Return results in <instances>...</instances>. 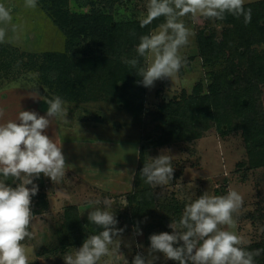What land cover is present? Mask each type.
Wrapping results in <instances>:
<instances>
[{"label":"rangeland","instance_id":"rangeland-1","mask_svg":"<svg viewBox=\"0 0 264 264\" xmlns=\"http://www.w3.org/2000/svg\"><path fill=\"white\" fill-rule=\"evenodd\" d=\"M263 1L245 0L244 5ZM47 3L49 0H37V7L32 9L25 6V0H0L12 17L10 23H0V27L6 29L5 40L0 43V109L4 112L0 123L15 120L20 111H35L42 116L47 113L48 105L44 101L50 98L40 93L39 96L32 95L39 87H43L40 70L43 61L37 58L48 52H67L65 37L53 24L45 8ZM147 3L148 0H70L69 7L74 14H111L117 23L124 25L141 21L146 16ZM182 19L195 33L190 43L181 49L185 64L172 80H158L154 87L146 88L145 108L154 113L163 104L182 102L184 92L192 96L196 86L202 84V116L199 126L191 131L190 142L147 152L148 161L149 157L158 156L162 150H169L174 157L172 166L175 170L169 184L152 186L158 214L144 224L157 223L159 229H156L155 234H159L166 222L165 218L160 222V218L165 215L166 209L163 208L168 207L170 221L167 227L171 233L169 225L172 222L179 223L187 203L206 191L210 195L221 196L229 190H235L242 196L243 202L234 214L235 224L227 230L243 237L241 246L246 250H260V255L255 256L254 261L255 264H264V148L249 149L246 146L240 122L235 117H230L231 130L226 127L227 133H221L216 116L205 109V97L211 83L210 73L223 69L226 60L219 61L213 67L205 66L198 39L201 35H213L219 45L230 25L202 17L186 16ZM162 21L163 17L153 21L150 31L157 27L156 22ZM254 51L256 56L264 57V44L255 47ZM226 52L228 59L233 52ZM100 53L99 44L83 38L73 57L81 61L84 57ZM133 54L137 56L136 47ZM31 55L38 56L36 60L32 59L36 61V68L30 66ZM30 73L39 75L34 78ZM260 87L258 112L261 113L260 122L264 125V84ZM51 94L55 96L54 92ZM65 107L67 122L59 117L53 118L45 134L61 146L66 165L71 167L66 169L65 178L59 184L43 174L44 189L40 188L38 179L33 181L38 185L37 195H45L49 206L44 210L46 207L38 203L37 207L36 199L32 197L31 209L38 219L34 221L35 227L30 229L34 232L33 238H26L22 242L28 249L29 264H64L65 253L83 244L81 232L72 235L65 226V210L76 208L83 223L88 220V212L95 207L92 201L104 198L112 201V210L118 220L117 228L124 229L120 252L131 264L138 252L147 255L150 247L148 226L139 229L141 235H135L136 227L127 201V196L134 191L139 166L138 141L141 136L153 133L159 135L160 129L152 120L146 119L148 127L141 130L138 122L120 106L104 99L80 105L65 102ZM98 116L103 122L96 120ZM16 183H13L14 188ZM92 232L89 230L88 233ZM137 244L142 245V248H137ZM156 255L160 257L157 264H176L165 259L161 253ZM115 264H123L122 259L115 257Z\"/></svg>","mask_w":264,"mask_h":264},{"label":"clouds","instance_id":"clouds-1","mask_svg":"<svg viewBox=\"0 0 264 264\" xmlns=\"http://www.w3.org/2000/svg\"><path fill=\"white\" fill-rule=\"evenodd\" d=\"M244 4L245 0H148L140 26L146 27L161 17L164 22L139 38L136 53L143 58V65L139 58L123 62L136 70L146 88L154 87L158 80H172L185 64L181 49L195 35L182 18L223 21L230 14L237 19L243 16L247 24L251 21V9L245 10ZM25 6L35 9L37 0H25ZM11 20L10 11L0 4V23L8 24ZM5 36L6 29L0 27V43ZM29 75L35 78L39 73ZM32 95L39 96V92ZM44 102L48 105L46 115L20 111L15 120L0 123V264H29L28 249L22 242L33 238L30 229L38 219L31 209L32 197L38 193V185L33 181L43 174L59 184L71 167L66 165L61 146L45 134L53 118L67 122L65 101L54 96ZM3 115L0 109V117ZM173 158L169 150H162L158 156L148 158L140 175L152 186L169 184L175 170ZM9 178L18 182L15 188L7 183ZM242 202L235 190L221 196L204 192L185 205L179 223L169 225L171 233L150 235L147 255L138 252L131 264H157L160 257L156 253L176 264H255L254 257L260 255V250H246L241 246L243 237L227 230L235 224L234 214ZM92 203L95 207L88 212V221L99 231L88 236L78 249L65 253L64 264H115L117 256L123 264H129L120 252L124 229L117 228L112 201L104 198ZM134 233L142 234L138 228Z\"/></svg>","mask_w":264,"mask_h":264},{"label":"trees","instance_id":"trees-1","mask_svg":"<svg viewBox=\"0 0 264 264\" xmlns=\"http://www.w3.org/2000/svg\"><path fill=\"white\" fill-rule=\"evenodd\" d=\"M48 1V0H47ZM123 1V0H119ZM70 0H49L45 6L53 19L57 30L65 37L66 53H45L43 56H30V66L36 68V61H43L40 70L43 87L37 90L45 97L52 99L51 93L60 96L65 102L87 104L101 99L120 106L132 119L138 122L141 130L148 127L147 120L160 129V134L141 136L138 141L139 166L135 176L134 191L127 196L131 209L134 227H147L149 237L159 229L156 225H145L153 215L157 217L158 209L152 185L145 182L140 175L149 150L164 148L172 144L191 141V131L199 126L201 121L202 97L204 86L199 84L189 96L183 93V101L163 104L158 111H147L145 108L146 87L140 83L136 70L125 64L124 59L139 58L133 54L139 43V38L152 29V25L141 27L140 22L126 24L117 23L114 17L104 13L74 14L70 10ZM245 10L251 9V21L245 24L244 17L238 19L230 14L222 21L230 25L223 36L221 44L217 45L214 36L201 35L198 39L200 55L207 67H213L221 60H226V66L210 73L211 83L205 97V109L216 116L218 128L226 134L225 128H230V117L240 122L243 138L249 149L264 148V125L260 122L258 112L260 101V86L264 84V57L255 55L254 48L264 44V1L253 5H244ZM162 22H156L158 26ZM155 24V22H154ZM83 38L90 39L93 44H99L101 53L90 55L76 61L73 57L78 44ZM227 51L233 52L227 57ZM72 54V55H71ZM143 65V58H139ZM15 67V65L13 64ZM223 116V117H222ZM151 118V119H148ZM98 122H103L97 117ZM231 130V129H229ZM262 138V141H260ZM2 178V177H0ZM40 188H45L44 176L38 178ZM8 179L13 188L14 185ZM38 194V193H37ZM37 207L43 205L48 209L49 203L45 195H35ZM44 201H43V200ZM165 215L160 218L163 229L168 232L169 209L163 208ZM173 214H175L173 212ZM66 223L72 235L81 232L84 242L99 229L88 220L80 221L78 210L69 207L65 210ZM159 221V220H158ZM89 230L93 231L89 234ZM264 252V250H263Z\"/></svg>","mask_w":264,"mask_h":264}]
</instances>
